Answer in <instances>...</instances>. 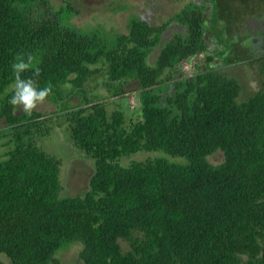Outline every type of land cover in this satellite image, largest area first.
Wrapping results in <instances>:
<instances>
[{"label":"trees","instance_id":"16d2710c","mask_svg":"<svg viewBox=\"0 0 264 264\" xmlns=\"http://www.w3.org/2000/svg\"><path fill=\"white\" fill-rule=\"evenodd\" d=\"M115 2L112 35L82 0H0V264H66L73 244L81 264H264V0H173L160 24ZM22 52L65 107L15 112ZM243 63L252 89L224 72ZM53 133L89 161L76 194L37 143Z\"/></svg>","mask_w":264,"mask_h":264},{"label":"rangeland","instance_id":"374dc122","mask_svg":"<svg viewBox=\"0 0 264 264\" xmlns=\"http://www.w3.org/2000/svg\"><path fill=\"white\" fill-rule=\"evenodd\" d=\"M111 1L114 0H82V5L80 6L82 15H80L79 18L84 19L86 21L88 18H91V20L88 21L89 27L90 26L94 27L99 24L101 28L105 29L107 33L112 35L126 32L127 31L126 21H124L122 14H114L109 8V3ZM119 1L120 0H116L115 3L127 5L129 7L127 11L128 13H133L137 15L140 14L141 16H144L146 18H150L152 23H158V24L164 22V20L167 19L170 15H172L175 9H177L181 4V2L172 3L173 0H121L122 3ZM186 1L187 0H183V3H185ZM126 15L127 13L125 12L124 17ZM262 51L264 52V49H262ZM153 58H154V54L151 55L149 61L151 62ZM196 62L197 60L194 61L193 63L182 64L181 65L182 72L184 74H190L191 72H193L194 69L193 67ZM224 72L228 74L230 73L236 77L241 78V80L245 82L244 85L245 88L249 87L250 89H252L255 85V81H254L255 75L253 73L254 70L251 69L246 63L239 65V67L237 68L232 67L229 70L226 69L224 70ZM137 85L138 84H136L135 82L130 86L132 88H136ZM104 92L105 90L101 86H99L97 89H94L93 91L92 90L88 91L89 93L88 97H92V96L95 97L96 95L98 98L100 97L103 98ZM97 94H99L100 96ZM72 102H74L73 104H75V100H73ZM58 105L65 107V103L64 104L63 102L57 103L56 101L53 100V98L52 99L48 98L43 104L39 105L37 109L34 110V112L40 113L43 116H49L51 113H53L58 109ZM128 105H129L128 115H130L131 109H133L136 106L135 93L130 94V97L128 99ZM124 108L126 107L124 106ZM15 112L21 113L22 110L15 108ZM56 129H57L56 131L60 132L64 128H56ZM36 140L37 143L41 145L49 153H55V151H57L59 158L62 157L59 179H60V183H64L63 184L65 187L64 192L68 194H76L79 190H81V188L86 185L85 183L89 175L88 173L90 172V168L88 166L89 161L88 159H85V156L82 155V154L85 155V153L81 151L82 154H80L79 150L74 148L71 141L68 139V137L65 136L64 133L58 137L53 133L50 134L49 137L47 138H43V139L38 138ZM70 146L72 149H70ZM157 155H160V153H157ZM163 157L166 158L167 161L169 162L171 161L173 163H179L181 161V159L177 157H171L168 155H164ZM219 158H220L219 156L211 157L210 161L212 163L218 162ZM65 249H64L65 251L63 252L61 251L62 253L60 252L61 254L58 253L59 254L58 258L61 261L65 262L66 264H81L77 260V255L80 250V245L78 244H73L72 246L68 245Z\"/></svg>","mask_w":264,"mask_h":264},{"label":"clouds","instance_id":"9594fccd","mask_svg":"<svg viewBox=\"0 0 264 264\" xmlns=\"http://www.w3.org/2000/svg\"><path fill=\"white\" fill-rule=\"evenodd\" d=\"M36 64V57L28 52L18 53L11 64L13 82L11 85L12 94L8 103L29 115L43 104L53 92L50 84L44 87L39 86L38 78L41 75V70ZM29 71L33 75L24 78L23 74Z\"/></svg>","mask_w":264,"mask_h":264}]
</instances>
